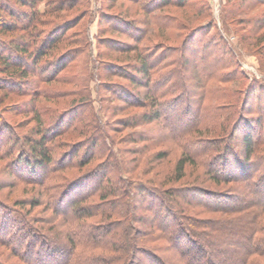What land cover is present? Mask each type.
Returning a JSON list of instances; mask_svg holds the SVG:
<instances>
[{"label": "trees", "instance_id": "obj_1", "mask_svg": "<svg viewBox=\"0 0 264 264\" xmlns=\"http://www.w3.org/2000/svg\"><path fill=\"white\" fill-rule=\"evenodd\" d=\"M41 1L14 0L21 8ZM186 3L162 1L166 9ZM3 4L6 9L0 3V12H9V4ZM12 9L8 14L16 19L10 21L12 25L19 19L30 23L34 17ZM130 27L132 44L125 51L129 61L125 68H113L129 81L118 99L136 111L123 124L132 129L130 141L141 145L133 153L143 154L151 141H167L168 151L178 150L173 169L160 180H141L134 175L135 165L131 174L126 162L114 158L105 146L104 132L92 121L81 144H59L57 155L52 138L41 133L27 144L30 156L24 162L28 170L24 172L36 174L32 181L40 188L36 198L14 205L0 201V264H264V136L259 134V120L257 128L253 126L252 111L244 112L254 94L251 84L244 87L241 98L239 82L233 83L231 92L219 87L216 84L227 81L219 74L218 57L207 48L204 55L196 54L195 45L186 54L184 42L169 49L177 57L165 65L170 70L162 72V62L171 55L167 47L150 48L143 40L147 31ZM206 42L197 43L203 48ZM5 51L6 56L0 55L2 68L8 71L14 65L23 77L25 64L13 63L11 54L23 58V63L32 54L37 63L41 55L36 54L38 48L29 52L17 45L5 46ZM184 71L200 75L199 82L211 83L218 95L205 98V87L199 86L202 93L193 100L196 90L184 83L191 85L194 79L177 76ZM234 73L248 80L242 72ZM164 152L158 155L163 158ZM180 182L184 184L166 187ZM35 207L49 214L33 220L29 208ZM196 213L214 217L187 225L186 216L191 220ZM121 222L127 227L118 230L115 225ZM157 242L162 246L144 247Z\"/></svg>", "mask_w": 264, "mask_h": 264}, {"label": "rangeland", "instance_id": "obj_2", "mask_svg": "<svg viewBox=\"0 0 264 264\" xmlns=\"http://www.w3.org/2000/svg\"><path fill=\"white\" fill-rule=\"evenodd\" d=\"M2 1L9 4V12H0V55H7L5 46L9 45L27 48L29 52L38 48L37 55L41 52L37 63L32 59L33 54L28 63H23V58L16 53L11 54L13 63L25 64V70L20 67L27 72L25 77L17 74L14 65L8 71L0 65V201L3 203L14 205L24 199H34L39 193L40 188L32 182L36 174L28 176L24 172H28L24 162L25 157L30 156L27 149L30 140L39 138L44 132L52 138L50 144L57 155L61 152L56 148L59 144H81L88 121L95 122L94 128L104 132L105 146L112 149L116 160L129 165L131 174L135 165L134 175L141 180H160L173 169L178 150L168 151L167 141L160 144L151 141L143 154L133 153L141 145L136 146L130 141L132 129L123 124L135 110L118 99L124 94L121 87L129 81L113 68L114 65L125 68L129 61L130 54L125 51L132 44L130 26L147 31L143 40L154 50L167 47V53H170L169 49L183 42V51L195 45L196 54L199 52L200 56L205 54L204 49L212 50V55L220 60L219 74L227 81L216 85L231 92L235 89L233 83L239 82L237 95L241 98L244 87L251 84L254 94L244 105V112L252 111V116L259 117L253 119V126L257 128L259 120V134L264 136L263 3L254 0H187L185 7L166 9L163 0H44L35 2L32 7L21 8L14 0H0L4 8ZM11 9L24 11L26 15L34 13V17L30 23L20 19L15 22L14 17L8 16ZM13 19L15 25L10 22ZM5 23L12 27L7 28ZM47 37V41L43 40ZM200 40L208 43L202 48L203 45L197 43ZM170 54L161 64L162 72L170 70L165 65L177 57L173 52ZM235 71L242 72L248 80H241ZM183 74L185 79H194L191 85L187 80L184 84L193 92L196 90L197 93L191 95L195 100L202 93L200 75L193 77L197 76L195 72H187V75L184 71L177 75L180 80ZM178 78L173 77L172 81L178 82ZM211 85L203 86L205 98L214 99L218 95ZM172 96L166 99L171 100ZM233 109L236 110V106ZM59 132H64L61 138L57 136ZM162 152L163 158L158 155ZM183 182L170 183L166 187ZM47 183L52 184V181ZM29 211L33 220H41L49 214L40 207L29 208ZM194 216L191 220L186 216L187 225L214 217L205 213ZM125 227V222L115 225L118 230ZM139 229L147 231L146 227ZM150 246H162V243L144 244L145 248Z\"/></svg>", "mask_w": 264, "mask_h": 264}]
</instances>
